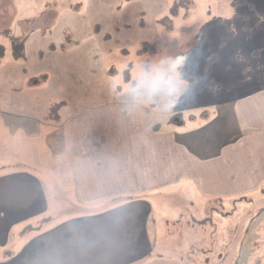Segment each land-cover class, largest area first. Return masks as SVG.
<instances>
[{"label": "rangeland", "instance_id": "374dc122", "mask_svg": "<svg viewBox=\"0 0 264 264\" xmlns=\"http://www.w3.org/2000/svg\"><path fill=\"white\" fill-rule=\"evenodd\" d=\"M0 9L15 13L0 24V108L57 122L128 99L151 108L158 130H192L218 105L264 89V0H0ZM178 51L191 53L187 72L202 78L179 113L166 110L165 85L150 99L128 93L138 65ZM163 201L155 204L162 254L145 264H264V189L228 200L187 189Z\"/></svg>", "mask_w": 264, "mask_h": 264}, {"label": "crops", "instance_id": "0c3cea01", "mask_svg": "<svg viewBox=\"0 0 264 264\" xmlns=\"http://www.w3.org/2000/svg\"><path fill=\"white\" fill-rule=\"evenodd\" d=\"M14 14L0 9V24ZM25 111L0 108V264H145L162 254L156 201L264 189V89L192 130H158L151 108L128 99L57 122ZM44 219L50 228H31Z\"/></svg>", "mask_w": 264, "mask_h": 264}, {"label": "clouds", "instance_id": "9594fccd", "mask_svg": "<svg viewBox=\"0 0 264 264\" xmlns=\"http://www.w3.org/2000/svg\"><path fill=\"white\" fill-rule=\"evenodd\" d=\"M201 36L204 35L200 30ZM195 43L194 38L186 42V46ZM191 53L187 55L178 51L161 58L157 63H145L137 66V80L128 86V93L135 99H141L146 92L148 99L155 94L162 85L167 88V101L165 108L169 112H177L188 103V97L196 95L195 89L199 87L202 78L188 74L187 69ZM160 65H166L162 68Z\"/></svg>", "mask_w": 264, "mask_h": 264}]
</instances>
